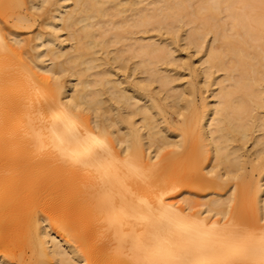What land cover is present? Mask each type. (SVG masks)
<instances>
[{"label":"bare ground","instance_id":"obj_1","mask_svg":"<svg viewBox=\"0 0 264 264\" xmlns=\"http://www.w3.org/2000/svg\"><path fill=\"white\" fill-rule=\"evenodd\" d=\"M12 260L264 264V0H0Z\"/></svg>","mask_w":264,"mask_h":264},{"label":"rangeland","instance_id":"obj_2","mask_svg":"<svg viewBox=\"0 0 264 264\" xmlns=\"http://www.w3.org/2000/svg\"><path fill=\"white\" fill-rule=\"evenodd\" d=\"M37 14H38V13H37ZM37 14H36V15H37ZM39 15H40V14H38V15L36 16V17H37V21H36V22H38V23H37L38 25L35 23L36 25H34L33 28H31V29H24V31H25L26 33H27V31H28L27 34L25 33L26 36H27V35L29 36V34L32 35V33H33L35 30H37V27H38V29H39V26H40L39 23L42 22V20H41V19H42V16L40 15L41 18L39 19V17H38ZM38 20H40V21H38ZM12 22H13V20L10 19V24H11ZM32 31H33V32H32ZM30 32H31V33H30ZM185 47H186V46L182 45V49L180 50V52L183 51V52H182V55H186V54H184L185 52H186V53H187V52H188V53H189V52L192 53V52L194 51V50L191 49V48H187V49H186ZM180 48H181V47H180ZM183 48H185V49H183ZM188 49H189V50H188ZM190 49H191V50H190ZM191 51H192V52H191ZM188 53H187V54H188ZM193 53H194V52H193ZM197 55L199 56V54H197ZM197 55H193L194 57H192V55H191L190 57H192V61H193V62H195V63L197 62V64H200V63L198 62V60H197V57H198ZM196 56H197V57H196ZM193 59H195V61H194ZM193 66H194V65H193ZM181 69H182V70H181ZM183 69H184V68H181V67L179 68V70H180L181 72L184 71V73H186V74L188 73V74H189V75L187 74V75H185V76H190V79H191V78L197 79V76L195 75V73H192V72H191V74H190L189 71H188L189 69H185L186 71L183 70ZM187 78H189V77H187ZM207 93H209V92H207ZM174 117H175V118H174ZM173 118L176 119L177 117L173 114ZM247 146H248V147L250 146V142L248 143ZM207 164H208V160H207V159H206V160H202L201 162H199V165H201L202 167L206 166ZM250 166H251V165L248 166V170H251V167H250ZM251 172H252V171H251ZM258 175H259V174H257V172H255V176L258 177ZM244 177H245V176H244ZM249 177H251V176H250V175L246 176V179H247V178L249 179ZM255 178H256V177H255ZM242 179H244V178H242ZM242 179H238V181L236 180L239 184L241 183V184L239 185L240 188L243 187V186H242L243 182H245V185L249 182L248 179H247V180L244 179V181H243ZM231 181H232V182H231ZM231 181H230V184L236 182V181H234V180H231ZM233 181H234V182H233ZM250 181H251V179H250ZM230 184L226 187L227 189L230 187ZM226 188H225L224 191H223V190H221V191H222V192H225V191L227 190ZM206 190H207V191H206ZM206 190H202V192L208 193V192L210 191L209 189H206ZM247 200H248L247 197H244L243 195H239V196L236 198V201H235L236 203H235V205H238V207H239L240 209H246V208H249V206H246V205H247ZM28 251H29V249L27 248V254H28V253L31 254V252H30V251L28 252ZM13 260H17V259H13ZM13 260H12V262H13L14 264H19V261H13ZM15 262H16V263H15Z\"/></svg>","mask_w":264,"mask_h":264}]
</instances>
